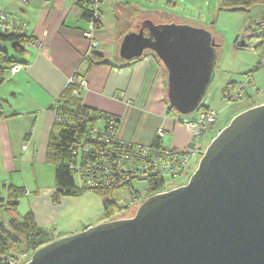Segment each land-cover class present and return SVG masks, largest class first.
I'll return each mask as SVG.
<instances>
[{"label": "water", "instance_id": "1", "mask_svg": "<svg viewBox=\"0 0 264 264\" xmlns=\"http://www.w3.org/2000/svg\"><path fill=\"white\" fill-rule=\"evenodd\" d=\"M218 47L206 29L146 20L124 38L121 56L154 53L170 107L189 115L214 79ZM27 264H264V104L219 132L188 184L147 198L133 218L57 239Z\"/></svg>", "mask_w": 264, "mask_h": 264}, {"label": "crops", "instance_id": "2", "mask_svg": "<svg viewBox=\"0 0 264 264\" xmlns=\"http://www.w3.org/2000/svg\"><path fill=\"white\" fill-rule=\"evenodd\" d=\"M87 2L0 1V8L26 23L28 37L40 45L12 51L14 61L24 64L25 70L0 85V198L5 204L10 187L25 190L18 216L31 212L39 227L54 233L75 197L53 202L55 167L46 159L56 121L51 107L72 81L86 83L81 90L86 107L118 118L120 141L152 146L159 130L164 133L163 147L184 150L191 141L177 114L168 110L165 72L156 57L150 52L131 61L121 56L124 38L136 32L128 29L131 22L121 21L131 8L129 0H103L100 27L94 34L99 46L93 52L84 37L89 29L84 17ZM93 53L103 63L94 62ZM2 211L6 209L0 206Z\"/></svg>", "mask_w": 264, "mask_h": 264}, {"label": "rangeland", "instance_id": "3", "mask_svg": "<svg viewBox=\"0 0 264 264\" xmlns=\"http://www.w3.org/2000/svg\"><path fill=\"white\" fill-rule=\"evenodd\" d=\"M129 3L131 8L135 7L138 12L133 13L134 10L130 8L126 11L125 17L121 18L122 23L131 22L128 29L132 28L137 32V26L142 25L146 20H151L157 25L186 24L210 31L219 44L214 79L202 103L203 106L216 112L218 121L216 128L214 127L211 131V137L204 136L198 140L202 150H206L211 139L219 134L221 128L227 127L235 116L249 107L246 99L231 103L225 100L223 91L227 85L232 82H246L247 74L252 73L254 80L247 90L253 94L255 104L264 103V67L255 71L258 63L261 64L264 60V52L260 48L261 35L253 32L257 24L263 28L261 33L264 32V15H261L264 6H254L248 12H230L221 10L223 0H129ZM238 39L245 40L246 46L239 48ZM12 55L11 53V57ZM165 80L168 83L166 76ZM255 89L259 90V93H256ZM177 116L184 122L196 121L199 118V112L195 111L189 115L177 114ZM197 165V161H193L185 175L177 180L167 181V191L176 186L188 184ZM75 182L79 187V180ZM146 187V183L143 182L134 184L135 190L140 191L144 196L147 192ZM113 199L121 209L129 207L115 220L133 218L140 205L146 200L134 203L131 199V191L125 189L117 191ZM13 216L14 214L9 211L0 213L2 217L0 219H3L6 225ZM105 222L108 221L104 214L102 198L88 192L71 198L70 203L67 204L65 216L54 236L56 238L69 234L67 236L69 237L81 233L80 230L87 225L98 226ZM4 227L7 228L5 224ZM19 253L20 251H17L15 254ZM21 259L22 257L14 264H20Z\"/></svg>", "mask_w": 264, "mask_h": 264}, {"label": "trees", "instance_id": "4", "mask_svg": "<svg viewBox=\"0 0 264 264\" xmlns=\"http://www.w3.org/2000/svg\"><path fill=\"white\" fill-rule=\"evenodd\" d=\"M254 6H264V0H223L221 10L230 12H248ZM84 17L87 21H89L92 17V12L89 6L85 8ZM97 26L99 28L100 24ZM262 30L263 28L260 24H257L255 29H253V32L261 35L260 48L264 52V32L261 33ZM239 41L240 40L238 39L237 43L241 42ZM243 41L246 44V41ZM27 42L28 40L25 38L20 39L18 43L12 45V48L15 52H20L23 49V44ZM150 53L156 57L158 62L163 67L157 56L152 52ZM91 57L94 62H99L100 64L103 63L101 58L95 55V53H93ZM263 61L261 64L260 62L258 63L255 71L264 67ZM164 72L167 77L166 70H164ZM247 78L253 80L252 73L247 74ZM236 84L237 83H231L227 85L223 91V96L225 90L234 87ZM81 90L82 88L80 86V82L75 79L64 89L51 107V110L56 116V121L48 142L46 159L48 164L55 167L56 192L54 194L53 202L58 204L63 197H77L91 192L102 198L106 220L112 221L115 220L118 215L129 209L128 206L121 209L114 201L113 196L117 191L123 189L130 190L131 196H136L134 203H137L165 190L167 188V181L159 176H152L145 180L144 183L147 185V192L145 196L141 194L140 191L135 190L134 184L132 183L126 184L123 189L122 187L121 189L118 187L104 189L84 188L81 186V183L79 187L76 185L75 180H77L78 177L71 170V167L76 165L77 158L73 156L72 146L75 143H81L85 140V138L90 137V130L92 131L95 129L97 125L102 123L107 116L105 113L86 107L81 98ZM245 92L246 93L242 99L248 100L249 107L247 110L264 104H255L253 94H251L249 90H246ZM257 93H259V90H257ZM166 102L169 112H174V109L170 107L167 99V89ZM210 110L211 109L209 107L202 105L197 112H208ZM117 123L116 135L118 133L119 120ZM216 125L217 124H215V126ZM223 129L224 128H221L219 132ZM100 136L102 140H106L104 135ZM90 146L93 147V144H90ZM152 147L160 150L166 148L162 146V139L159 136L155 138L154 145ZM97 148L98 147L94 150ZM95 163L96 166L101 169L106 166V160L103 161L101 157L96 159ZM25 194V190L10 187L5 204H3L4 201L0 198V206L4 207L6 211L14 214L8 222V229L0 225V264H14L18 262L23 255H27L31 258L35 251L56 240L54 236V229L39 227L35 221L34 215L31 212L27 213L23 217L18 216V202ZM17 251H20V255L15 254Z\"/></svg>", "mask_w": 264, "mask_h": 264}, {"label": "built area", "instance_id": "5", "mask_svg": "<svg viewBox=\"0 0 264 264\" xmlns=\"http://www.w3.org/2000/svg\"><path fill=\"white\" fill-rule=\"evenodd\" d=\"M102 2L103 0H88L92 17L88 21L89 29L84 32V37L91 41L92 52L99 46L94 34L98 28L97 25L101 23L100 6ZM23 38L28 40L23 44V47L32 46L35 49H40V45L28 37L27 24L0 8V85L6 82L9 77L25 70L24 64L15 62L11 57V53L14 51L12 45ZM80 86L84 88L86 83L82 81ZM251 86L252 80L247 78L246 82L237 83L234 87L225 90L223 97L229 103L239 101ZM255 92L257 93L256 89ZM117 121V117L107 114L102 123L92 131L90 130V137L72 146L73 156L77 158V162L75 166L71 167V170L78 177L82 187L96 189L115 187L121 189L122 187L123 189L126 184L144 183L152 176H159L166 181L177 180L189 171L193 161L196 160L199 165L205 151L200 147L198 140L211 135L218 120L217 114L213 110L199 112V118L196 121L184 122L181 120L180 123L191 135L190 144L184 150L174 148L160 150L152 147L153 145L144 146L122 142L116 135ZM158 133L160 138L163 137L162 130H159ZM100 135H104L106 140H102ZM89 143L93 144V147ZM96 147L98 148L94 150ZM99 157L103 161L106 160V166L103 169L96 166L95 160ZM181 186H176L172 190ZM167 189L168 186L158 194L171 191H167ZM131 199L134 202L136 196H131ZM30 260L31 258L27 255H23L21 263L27 264Z\"/></svg>", "mask_w": 264, "mask_h": 264}, {"label": "flooded vegetation", "instance_id": "6", "mask_svg": "<svg viewBox=\"0 0 264 264\" xmlns=\"http://www.w3.org/2000/svg\"><path fill=\"white\" fill-rule=\"evenodd\" d=\"M141 26H142V25H139V26H138V28H137V32H139V30H140ZM144 34H145L146 36H148V31H147V30H145V31H144Z\"/></svg>", "mask_w": 264, "mask_h": 264}, {"label": "bare ground", "instance_id": "7", "mask_svg": "<svg viewBox=\"0 0 264 264\" xmlns=\"http://www.w3.org/2000/svg\"><path fill=\"white\" fill-rule=\"evenodd\" d=\"M213 140V139H212Z\"/></svg>", "mask_w": 264, "mask_h": 264}]
</instances>
